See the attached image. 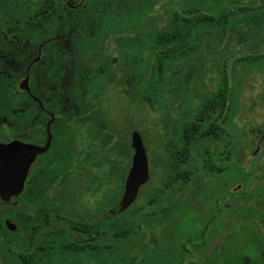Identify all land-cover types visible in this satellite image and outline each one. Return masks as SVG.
<instances>
[{"label": "rangeland", "instance_id": "374dc122", "mask_svg": "<svg viewBox=\"0 0 264 264\" xmlns=\"http://www.w3.org/2000/svg\"><path fill=\"white\" fill-rule=\"evenodd\" d=\"M32 1L35 5L26 13L22 0H0V36L12 26L15 18L20 19L21 28L25 30L22 43L23 54L19 58L22 61L18 71L19 77L9 80L6 84L4 82L0 88V112L6 115L7 108L23 106L26 96L19 87L24 71L28 63L37 55L40 43L50 38L54 32L64 35V38L60 42L45 45L47 56L39 60V66L36 68L38 72H42L43 67L58 58L57 63L60 65V55H54L52 49L66 47L69 57L65 65H68L71 71L68 72V76L63 77L62 86H68V91L72 85V78L76 74L73 71L82 66L95 65L96 54L101 48L103 37L110 36L106 42L107 56L111 61L109 75L98 76L92 73L95 78L92 84V99L84 100L88 106L94 105L93 107L97 109L96 114L104 119L106 128L103 131L107 133L108 130L109 135L102 142L109 143L107 154H104L101 144L93 142L90 144L86 135L81 137V143L76 141L79 144L76 152L80 155L77 167L78 170H82L77 174L76 182L79 190H86V193H80L81 203L78 205V214L83 215L88 205L94 207L96 202L100 203L106 195L109 207L119 201L123 193L124 177L134 157L133 136L142 139L150 170V181L141 188L134 206L121 214V219L110 220V231L113 229L117 231L118 226L121 227L119 223L121 220L123 229L132 228V230L127 238L118 240L111 237L108 256L106 253L94 252L74 260L71 257L63 260L64 258L59 254V256L43 258L38 264H138L139 261L147 258L148 254L144 253V250H151L155 245L154 239H159L161 236L166 238L161 243L166 242L170 237L169 240L176 246L191 244V239L184 238V235L189 232L197 233L201 226H206L203 223L210 217L211 209L213 212L211 216H215V220L210 222V227L207 226L206 238L217 229L221 230V233L209 242L205 253L218 249L222 244L216 258L220 264H241L244 259L251 263L259 262L262 240L255 235L254 227L255 224L264 221V204L260 202L264 199V63L255 66L239 64L234 67L232 63L237 57L244 56L246 52H264V10L239 15L236 20L229 19L226 26L219 27V32L225 30L231 37L229 36L227 43L211 42L210 47L212 46L213 50L205 52L206 58L204 57L197 76H194L198 70L195 66V57L203 51L204 43L193 54L173 62L168 66V71L160 75L155 69L154 61L157 50L148 47L147 42L150 43L155 30H161L167 26L175 8L195 1L206 8L222 6L233 9L238 3L253 5L254 0H122L118 13L98 18L95 17L94 6L103 3V0H85V6L83 5L75 19H68L65 12L60 9L52 19L58 23L54 32L45 30L31 35L32 31L26 29L24 19L29 15H35L46 0ZM81 1L66 2L79 4ZM87 2H92L94 6L87 5ZM127 2L129 7L125 9ZM144 15L143 26L136 32L127 31L128 24L136 22L137 18ZM138 35L141 36V41L139 39V43L137 42L136 49L128 46L123 48V43L126 45L130 37ZM66 42L67 46H65ZM231 55H235L233 59H229ZM53 57L57 58L52 59ZM227 59L231 63L228 62L229 67L235 73V76L231 77L236 87L233 105L236 112L231 121L237 128L233 136L240 142L237 149L239 161L233 163L232 170L220 179L214 173H206L211 182L207 179L206 186L201 185L199 191L193 192L190 188L179 185L176 188L179 192L173 194L160 191L161 185H158V190L155 192L157 172L160 170L156 167L157 162L160 161L157 153H162L172 133L177 131L176 124L181 126L186 118L193 115L196 107L218 90L222 77L219 63ZM3 64L4 61L0 63V66ZM132 69L135 71L133 72ZM64 104H73L72 98H66ZM14 111L17 110L13 109L12 113L10 112L9 122L17 129H20L18 126L22 124H28L31 130L38 123L35 109L27 115L14 114ZM1 121L4 122L3 119H0ZM77 125L80 126V123ZM35 132V130L32 131V133ZM215 147V151L218 152L220 146ZM193 162L194 173L196 177L198 176L195 180L203 179L200 159L197 157ZM104 170L108 171V177L103 175ZM111 173L116 174V177L120 179L111 180L109 177ZM62 178L64 176L58 170H52L43 176L38 184L61 183ZM228 179H230L229 182ZM90 183L93 189L88 186L91 185ZM234 186L237 189L229 191ZM116 192L119 193L115 195ZM228 192L238 193V203L231 208L228 206L231 203L230 200L218 202L219 199L228 197ZM154 200L159 206L157 214L153 213V207H145ZM167 200H175L176 204L171 206L172 202L167 203ZM256 201L260 204L255 206ZM136 210L145 215V220L139 216L134 221L128 220V217ZM5 213L6 211L0 212V264H22L19 253L33 251L36 246L29 249L22 245L20 229L13 236L3 229L2 219ZM236 214L241 217L240 222L234 228H230L231 217ZM156 215L160 219L157 218L156 223L150 221ZM200 219L202 221L198 222ZM168 234H170L169 237ZM221 236H223L222 239ZM3 238L14 239L15 248L19 253L7 250L5 240L1 241ZM158 243L160 242H156ZM176 246L175 250L179 252L175 253L170 263L187 264L188 260L182 256L181 250Z\"/></svg>", "mask_w": 264, "mask_h": 264}, {"label": "flooded vegetation", "instance_id": "af4514ba", "mask_svg": "<svg viewBox=\"0 0 264 264\" xmlns=\"http://www.w3.org/2000/svg\"><path fill=\"white\" fill-rule=\"evenodd\" d=\"M84 2L85 0H82L79 4L73 5L70 2L69 4L76 9L77 6H82ZM25 12L27 13L28 11L26 10ZM62 38H64V35L54 32V34L50 38L43 40L40 43V45L38 46V53L28 63L27 69L24 71L23 80L20 83L19 88L22 90L21 92H24L26 98L23 102V106L21 105V107L13 108L17 110L14 111V114L23 113L27 115L31 110L35 109L36 116L39 119L38 123L35 124V127L30 130V126H28V124H22L23 127L21 125L18 126L20 127V129H17V127H14L9 122V116L12 113L13 109L7 108L5 110L6 115L0 112V119L4 120V122H0V145H8L14 141H19L25 145H32L41 148H44L48 145L47 149L43 153H39L36 155L35 160L31 164L24 183L23 190L17 197V204L4 205L0 200V212L6 211L2 219V227L5 231L8 232V234H10V236L15 235L16 232L20 229L22 232L21 237L23 239L22 245L26 246L29 249L33 246H36L33 251H29L26 249V253L29 254L32 252H36V255L39 254L37 252V249L46 247V245H48L50 248H54L53 251H51L53 254H61L62 244L64 245L73 243L75 245V243H80L81 247L86 245V247L90 249V254L94 252H102L106 253V255L108 256L110 247L109 241L111 237L120 240L123 237H121L117 232H123L125 230L122 228V220H119V223H121V227L119 225L117 231L114 229L113 231H110V220H113L115 218L121 219L120 215L127 212L134 206V204L137 202L139 194L136 201L129 209L115 215L112 218H105L104 215L120 201L123 193L119 201L111 207H109V202L107 201L108 197L106 195V197L102 198L100 203L96 202V205L94 207H89L88 205L87 210H84L83 215L78 214V205L81 203L80 193L84 194L86 193V190H79L78 184L76 182L77 174L82 172V170H78L77 167V160L80 155L78 154V152H76V148L79 146L76 141L78 140L81 143V137H84V135H86L88 136L87 139L90 144L92 142L100 143L101 145H99L102 147V151H104L103 153L107 154L106 151L109 142L103 143L102 141L109 135V132L108 130L107 133L103 131L106 128V126L104 125V119L102 117L100 118L96 114L97 109L93 107L94 105L88 106L86 104L83 107V111L79 112V107L77 105L62 103L63 99L61 95L63 93H70V90H61L62 77L64 76H48L47 74V67L51 66V64L58 66V70L60 69L61 64L58 65L57 63V60L59 58L53 63L49 62L48 66L43 67L42 72H38L36 67L39 66V60H43L47 56V51L44 48L45 45L51 44L53 42H60ZM65 45H68V43L66 42ZM124 46L126 45L123 43V48ZM102 47L103 42L101 44L100 50L102 49ZM53 49V54L56 56L60 55L61 58L62 47H53ZM56 50L58 52H56ZM100 50L97 52V54L100 52ZM107 55L108 54L105 43V52L101 56L99 55V57L107 58L111 66V61ZM56 58L57 57H53L52 59ZM6 63L7 60H5L4 64L0 66V88L3 86L4 82L6 84L9 80L11 81V79L19 77V69L15 73L9 72V69L4 67V65L6 66ZM25 80H27L26 84H24ZM86 93L88 94V98L92 99V86L89 90H86ZM64 101H66V99H64ZM235 112L236 110H233V113L231 114L229 120L230 138H228V140L230 141L232 150L229 158L221 157V153L226 147L227 142L217 140L210 144V152H212V157L217 164V169L215 172H210L205 168L204 157L201 151H198L197 153L193 152L192 157L188 150L185 149L180 151L179 143L181 134L179 132V126L176 124L177 131H174L172 133L173 135L167 142L162 153H157L160 157V161L157 162L158 165L156 164V167L160 168V170H158L157 172L158 179L156 180V185L154 187L155 192L158 190V185H161L160 191L169 193L171 192L173 194L179 192V190L176 189L179 185H182L184 188H190L193 192L195 190L199 191L201 185H204L203 187L206 186L205 184H207V179L211 182L210 177H208L206 173H214L217 175V178L220 179L228 171H231V165L236 161H239L237 159V149L240 144H238L237 142V137L233 136L234 131L237 132V128L231 121V118L235 115ZM188 119L189 118H186L185 121H187ZM77 123H80L81 127L78 126ZM79 127L80 129H78ZM86 128L88 129V131ZM33 130H35L36 132L32 133ZM218 145L220 146V149L218 152H216L215 146ZM204 147L205 145L203 146V150ZM200 149L201 147L198 148V150ZM197 157L201 162L203 179L199 178L196 181L195 179L198 178V176L196 177V174L194 173L193 161ZM52 170H58V172L62 176H64V178L61 179V183L39 185L38 183L40 182V179L46 174L50 173V171ZM105 170L103 171V175L108 177V171ZM129 170L127 172V175L129 173ZM127 175L123 180V192ZM202 180L203 184H201ZM227 181L229 182L230 179H228ZM148 182L146 184H148ZM145 185H143L142 187H144ZM88 186L93 189L92 184ZM102 187L103 186H101V188ZM231 189L236 190L237 188L236 186L231 187L229 191ZM224 192H226V190H224ZM228 193V197H223L222 199H219L218 202L222 200H230L232 205L230 203L228 206L229 208H231L232 206H236L238 203V193ZM169 202H172L171 206H174L176 204L175 200H167V203ZM260 202L264 204V199H262ZM260 202L256 201L255 206L257 204H260ZM246 203L242 204H245L249 207L252 206L251 204L247 205ZM212 213L213 212L211 209V212H209L210 217L208 218L207 222L203 223L206 224V226H201V229H199L197 233L189 232L184 235V238L189 240L191 239V244H177L178 246H176L174 242L169 240L170 234H168L169 238L166 240V242L161 243L162 241H164V239H166L161 236L159 239H154L155 245L151 248V250H144V253L148 254L146 256L147 258L144 261H139L138 264H168L177 252L175 250V246L176 248H179V250H181L182 256H184V258L188 260L187 264H220L219 260H217L216 258L221 251L222 244L218 249H214L212 252L205 253L209 242L219 233H221V230L219 231V229H217L210 235L208 234L209 237L206 238V228L207 226L210 227V222L215 220V216H211ZM157 218L160 219L158 215H156V217L151 218L150 221L156 223V221L158 220ZM240 219L241 217H239L237 214L236 216L233 215L230 220V228H234L236 224L240 222ZM8 221H11L13 224H15L16 227L9 228L7 225ZM78 221L86 222L89 225V234H83V232H81L82 229H78ZM201 221L202 219H200L198 222ZM254 231L258 239L262 240V247L260 250L261 260L256 263H251L249 260L244 259L241 264H264V221L255 224ZM222 237L223 236H221V239ZM156 242L160 243L156 244ZM7 243L11 247V252L17 251V249L15 248L16 241L14 239H7ZM187 243H189V241Z\"/></svg>", "mask_w": 264, "mask_h": 264}, {"label": "trees", "instance_id": "16d2710c", "mask_svg": "<svg viewBox=\"0 0 264 264\" xmlns=\"http://www.w3.org/2000/svg\"><path fill=\"white\" fill-rule=\"evenodd\" d=\"M122 0H103V3L96 4L95 6L92 2H87V5L94 6L95 17L107 16L114 13H118L119 7L122 6ZM134 1V0H130ZM156 1V0H155ZM22 6L30 11L34 7V2L32 0H22ZM253 5H238L233 9L227 7L216 6L215 8H206L202 4L190 1L185 6L180 8H175L173 10V15L170 18L167 26L161 30H155L152 40L148 47H152L157 50L155 54L156 71L158 74L163 75L168 71V66L173 62H178V60L185 58L186 55L193 54L197 48H199L202 43V52L195 57V66L198 68L196 74H199V68L202 67L205 52L212 51L213 48L210 45L211 42H226L230 39L229 32L222 30L219 32V27H224L227 25L229 19L236 20L239 15H248L251 12L264 10V0H254ZM245 3V2H240ZM249 3V2H248ZM74 5V4H73ZM85 6V4H83ZM82 6H77L76 9L73 8L69 2L64 0H46L42 8L36 11L35 15L27 16L25 21V26L27 30L32 31L31 35L36 34L39 31L48 30L49 32H54L57 28L58 23L53 19L57 12L62 9L68 19H75ZM129 4H125V9H128ZM137 18L134 23L128 24L127 31L136 32L137 29L143 26V18ZM25 30L21 28L20 19H14L13 24L8 30L0 36V62L7 60L6 67L9 72H17L22 61L19 59L20 55L23 54L22 43L24 40ZM218 35H220L218 37ZM230 36V37H229ZM110 36H104L102 39L103 47L96 57L97 63L92 67L82 66L80 69L73 71L75 72V77L72 80V85L69 87L70 93L62 94V103L64 104V99L72 98L73 104L79 107V112L83 111V107L86 104L85 99L88 98L86 90H89L94 83V76L92 73H96L98 76H106L110 70V63L107 58L99 57L105 52V43ZM207 37V40L205 41ZM140 35L135 37H130L126 46L137 48L139 43ZM141 41V39H140ZM132 42V43H131ZM138 42V43H137ZM67 46V45H65ZM61 55V65L58 70L55 65L47 67L48 76H68V72L71 71L68 65H65L66 59L69 57V51L66 47L62 46ZM222 52V50H221ZM234 52V51H233ZM235 55H231L229 59H233ZM228 59L220 64L221 68V81L218 90L213 94H210L201 105L195 108L193 115L181 126H179L180 132V151L188 150L193 156V152L197 153L201 151L204 157L205 168L210 172H215L217 169L216 161L213 159L212 152H210L211 143L217 140L222 142H227L226 147L221 153V157L229 158L231 150V144L228 138H230V116L234 110V97H235V86L231 76H235L233 69L229 67ZM264 63V52H246L243 56L237 57L233 60V67L239 64L245 66H255L257 64ZM231 64V63H230ZM57 65V64H56ZM134 72L135 69H132ZM199 76V75H198ZM63 82V77H62ZM65 86V85H64ZM68 87V86H67ZM67 87L61 85V90H68ZM74 91V92H73ZM238 144L240 142L237 139ZM204 150H203V146ZM198 150V148H200ZM191 174V172H190ZM116 174L111 173V180L120 179L116 177ZM119 181V180H118ZM119 192H116L117 195ZM113 197V196H111ZM157 206V207H156ZM145 207H153V213L156 214L159 206L155 204V200L152 203L147 204ZM144 209V207H143ZM142 218L145 220V215L142 212H133L128 220L134 221L136 218ZM131 224H133L131 222ZM88 224L86 222L78 221V229H82L83 234H89ZM130 229H125L123 232H117L123 238H127L131 235ZM80 231V230H79ZM1 239V237H0ZM5 240V245L7 250H11L8 245L7 240L3 238L1 241ZM53 247L50 248L48 245L43 248L37 249L39 254L36 252L32 253H19L22 264H38L43 258H48L50 256L55 257L59 254H53ZM92 249V248H91ZM89 248L86 245L81 247L80 243H69L62 244L61 254L64 259L67 260L69 257L74 260L83 255H89ZM17 252V251H15ZM45 263V262H44ZM48 264V263H45Z\"/></svg>", "mask_w": 264, "mask_h": 264}, {"label": "water", "instance_id": "95a60500", "mask_svg": "<svg viewBox=\"0 0 264 264\" xmlns=\"http://www.w3.org/2000/svg\"><path fill=\"white\" fill-rule=\"evenodd\" d=\"M26 83L27 80L24 81V84ZM47 146L41 148L25 145L19 141L0 145V200L4 205L17 204V197L23 190L31 164L36 155L43 153ZM132 147L134 157L122 198L104 215L105 218H112L129 209L136 201L140 188L149 181V160L142 139L133 136ZM7 225L9 228L16 227L11 221H8Z\"/></svg>", "mask_w": 264, "mask_h": 264}]
</instances>
